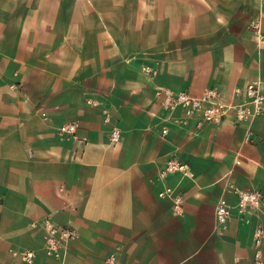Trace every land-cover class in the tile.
Listing matches in <instances>:
<instances>
[{
	"label": "crops",
	"instance_id": "obj_1",
	"mask_svg": "<svg viewBox=\"0 0 264 264\" xmlns=\"http://www.w3.org/2000/svg\"><path fill=\"white\" fill-rule=\"evenodd\" d=\"M262 36L261 0H0V264H26L11 250L33 264H264L263 207L225 230L215 218L221 200L237 205L233 187L264 194V114L199 125L178 110L177 125L155 94L241 102L236 89L264 82ZM170 159L188 175L161 178ZM45 219L77 231L64 262L43 253Z\"/></svg>",
	"mask_w": 264,
	"mask_h": 264
},
{
	"label": "built area",
	"instance_id": "obj_2",
	"mask_svg": "<svg viewBox=\"0 0 264 264\" xmlns=\"http://www.w3.org/2000/svg\"><path fill=\"white\" fill-rule=\"evenodd\" d=\"M261 7L264 12V0H261ZM253 28L261 36V24L259 21L253 24ZM261 41H264V36H262ZM143 72L151 80H154L158 75L157 70L149 66H144ZM155 94L169 114L167 122H173L177 125L186 124L175 118L174 113L178 110H182L190 117H200L199 125H220L230 115H234L236 121L242 123L249 118L264 114V82L260 80L248 84L243 90L236 89L235 95L243 98L241 102L236 104L223 101L216 89H209L201 97L197 98L186 91L179 92L156 86ZM101 112L105 122L110 123V111L102 108ZM78 130L79 125L71 123L61 126L58 129V133L62 138H72L76 137ZM164 133H167L166 129ZM120 138V131L113 130L109 142L112 146H116ZM172 173H182L187 176V166L176 159H170L160 176L164 178ZM230 191L237 195L238 202L236 206H232L224 199L219 202L215 218L216 225L221 230L227 228L228 222L233 217L235 210L240 216H244L254 207L264 208V194L261 191L240 192L234 187ZM159 198L171 200L175 212L179 215L181 214L183 198L177 194L175 189L165 186L159 193ZM33 226L44 229L46 233L43 245L44 255L47 258L64 262L69 245L77 238V231L70 227H58L49 219L37 222ZM254 236L256 247L255 258L259 262L263 256L261 247L264 239V230L261 228L256 229ZM10 253L15 258L23 259L26 264H33L37 256L35 252L27 250H11ZM106 264H120L118 255L116 253L112 254L107 259Z\"/></svg>",
	"mask_w": 264,
	"mask_h": 264
},
{
	"label": "rangeland",
	"instance_id": "obj_3",
	"mask_svg": "<svg viewBox=\"0 0 264 264\" xmlns=\"http://www.w3.org/2000/svg\"><path fill=\"white\" fill-rule=\"evenodd\" d=\"M141 72L143 73V70Z\"/></svg>",
	"mask_w": 264,
	"mask_h": 264
}]
</instances>
